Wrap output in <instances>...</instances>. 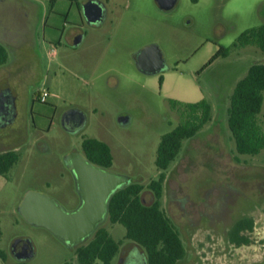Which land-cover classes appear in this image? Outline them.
I'll return each mask as SVG.
<instances>
[{"label":"rangeland","instance_id":"rangeland-1","mask_svg":"<svg viewBox=\"0 0 264 264\" xmlns=\"http://www.w3.org/2000/svg\"><path fill=\"white\" fill-rule=\"evenodd\" d=\"M110 3L123 4L122 19L116 22L118 9L113 8L94 27L69 0H58L54 7L50 0H0V22L11 20L13 30L35 35L25 41L32 55L24 74L12 75L10 80L20 94L17 118L11 127L1 129L16 135L10 144L20 158L6 176H0V251L9 256L7 262L0 258V264L19 262L12 253L18 239L33 245L34 255L27 264H78L76 250L94 235L78 247H69L25 220L19 212L22 199L27 192H38L66 211L76 209L80 195L65 158L69 151L83 154L85 138L109 144L113 173L144 187L158 180L161 172L155 161L161 138L183 122L172 100H206L212 107V121L183 142L166 172L163 209L186 248V257L178 264H264V150L256 156L239 155L228 128L237 83L252 65L264 64V52L258 47L234 48L233 44L247 30L264 25V0H178L170 11L160 9L156 0ZM53 23L66 33L77 26L81 43L73 45L75 33H71L72 39L65 34L61 45L56 44L50 35H57ZM95 29L102 38L114 35L111 43L103 45L115 52L112 67L92 57L95 46L90 34ZM151 42L167 64L158 74L143 73L133 63L144 44ZM220 47L230 48L229 56L219 57L203 70ZM44 88L52 95L43 104L36 97ZM69 110L87 118L76 133L62 126ZM122 118L129 121L123 124ZM260 122L264 129V102ZM143 194L147 202L152 200L148 189ZM247 217L255 220L253 244L230 245L229 230ZM102 227L123 241V252L113 264H148L144 249L125 240L124 226L111 224L107 217L97 230Z\"/></svg>","mask_w":264,"mask_h":264},{"label":"trees","instance_id":"trees-1","mask_svg":"<svg viewBox=\"0 0 264 264\" xmlns=\"http://www.w3.org/2000/svg\"><path fill=\"white\" fill-rule=\"evenodd\" d=\"M56 1L50 0V6L54 7ZM69 1L78 2V0ZM247 46H256L264 52V25L247 30L233 44L234 48ZM229 54L230 48L220 47L203 70L219 57H228ZM7 60V51L0 45V66ZM162 82L161 78L160 83ZM263 102L264 64H254L249 68L246 77L237 83L228 109V128L239 155L256 156L264 150V129L260 122ZM171 104L174 110L181 113L183 122L161 138L155 161L157 169L161 172L159 179L150 182L147 187L131 183L118 190L109 203V222L125 227V240L144 249L148 264H178L186 257L181 234L162 205L166 172L181 153L183 142L194 138L212 121V107L206 100L197 103L172 100ZM82 151L95 165L105 169L113 166L111 149L102 141L85 138L82 141ZM19 158L14 151L0 154V175L6 176L18 163ZM145 189H148L152 195L150 202L144 197ZM254 230L253 218L238 220L228 232L230 245L234 247L252 245ZM122 245L123 241L115 240L109 231L102 227L94 233L89 243L76 250L78 264H113ZM0 258L6 262V256L2 251Z\"/></svg>","mask_w":264,"mask_h":264},{"label":"water","instance_id":"water-1","mask_svg":"<svg viewBox=\"0 0 264 264\" xmlns=\"http://www.w3.org/2000/svg\"><path fill=\"white\" fill-rule=\"evenodd\" d=\"M156 2L160 9L170 11L178 0ZM81 10L90 25L98 26L105 19V8L96 0H87L81 5ZM82 39L81 34L76 35L73 45H79ZM136 65L146 74H158L165 68L161 51L153 45L139 51ZM12 112V107L5 111L7 115ZM128 121V118L121 119L123 124ZM62 126L68 132L76 133L85 126V116L80 111L69 110L62 118ZM65 161L75 177L80 195L79 206L66 211L45 194L27 192L20 203L19 212L31 225L49 230L69 247H78L87 242L107 219L112 196L130 185L131 181L128 177L91 163L81 152H70ZM12 253L19 262H26L33 257L34 248L30 241L18 239L12 246Z\"/></svg>","mask_w":264,"mask_h":264},{"label":"crops","instance_id":"crops-1","mask_svg":"<svg viewBox=\"0 0 264 264\" xmlns=\"http://www.w3.org/2000/svg\"><path fill=\"white\" fill-rule=\"evenodd\" d=\"M57 1H56V3H57ZM96 1L100 2L99 0H96ZM84 2H85V0H78V2H71V3L73 5H75L76 8L81 13V5ZM100 3H102V2H100ZM106 3H107L106 5H105V3H102L104 8H105V19L104 20H106L108 18L109 12L114 8L113 10L115 12L118 9V11L116 12V15H117L116 19L118 21H116V22L119 23L120 20L122 19L121 14L123 12V4H114V3L111 4L110 0H106ZM115 3H117V2H115ZM114 11H112L111 15L115 14ZM42 14H43V16L47 15L46 10L43 9ZM110 24L113 25L114 22L111 21ZM11 25H12L11 20L4 22V23L0 22V45L6 49L7 54H8L7 62L4 65L0 66V101L2 100L0 102V119H1L0 120V138L2 137V139H0V140H2L0 142V144H2V148L0 147V154L8 152V151H14V152L16 151L15 148H11L12 145L10 144V139L12 140V136L14 137L15 134H13V132H11V131H3L2 132L1 129H4V128L7 129V128L11 127V125L15 122V120L17 118L16 102L18 101L20 94H19L18 90L15 88V86H16L15 82L13 81L14 83L12 82V84H10L11 83L10 80H11L12 75L19 74L21 77V73L24 74L25 69H26V63H29L30 54L32 55V52L29 51V48H26L27 42H25V41L29 37H30V39L32 38V36L35 37V35H33V34H29L28 36H27V34L25 35V33L22 34L19 31H16L17 28H15L13 30ZM26 26H27V23H26ZM46 26H47V23L45 24L44 27L46 28ZM51 27L55 30H58L57 35L55 34L53 36V32L50 35L52 36V39H54V42L56 44H58L59 46L61 45L62 39L65 36V34H67L66 36L69 37L71 33L73 34L76 31H79L77 26L73 27L67 33L65 30L61 31L60 28H58L59 26H57L55 23L51 24ZM100 28H102V27H100ZM24 29H26V27ZM95 30L96 31H94L92 34H90V39L92 42H94L93 45L95 46V49L92 51V53H93L92 57H96V59L101 58V62H103V65L108 66V67H112L114 61L117 60L115 57L116 56L115 52L113 50L109 51L108 49H105L103 45L107 42L111 43L114 35H113V33H110V34L108 33L104 38H102L101 34L98 33L99 32L98 29H95ZM79 32H77L73 35V39L76 37V35ZM44 33H45V30H44ZM23 37H24V39H23ZM68 39H72V36L69 37ZM144 45H146V46H144V48L148 47V46H152V45L157 46L156 43H154V42H151L150 45L149 44H144ZM56 54H57V50H56V48H53L51 55L54 57ZM136 55L134 56V59H133V63H135V64L137 62ZM162 56H163V54H162ZM164 62H165V66H167L165 59H164ZM38 65H39V63H38ZM11 73H14V74H11ZM162 79H163V82H162L161 86L164 85V78L162 77ZM51 95L52 94L50 93L49 97H51ZM11 107L13 108L14 113L12 112L10 115H7L8 113H5V111L8 112L9 109H11ZM93 113L96 114L97 109H94ZM13 114H14V116H13ZM86 123H87V118L85 117V125H86ZM104 143L109 146L108 143H106V142H104ZM109 148H110V146H109ZM70 152H72V151H69L68 154ZM113 161H114V157H113ZM45 230H47V229H45ZM106 230L109 231L108 229H106ZM47 232H48V234H51L52 236H54L49 230H47ZM0 236H1V229H0ZM55 238H57V237H55ZM120 252L122 253L123 249H122V251L120 249ZM4 255L6 256V262H7L9 256L7 253H4Z\"/></svg>","mask_w":264,"mask_h":264},{"label":"built area","instance_id":"built-area-1","mask_svg":"<svg viewBox=\"0 0 264 264\" xmlns=\"http://www.w3.org/2000/svg\"><path fill=\"white\" fill-rule=\"evenodd\" d=\"M50 96V92L48 89L44 88L42 91H40L36 97V100L39 103H47L48 102V98Z\"/></svg>","mask_w":264,"mask_h":264},{"label":"flooded vegetation","instance_id":"flooded-vegetation-1","mask_svg":"<svg viewBox=\"0 0 264 264\" xmlns=\"http://www.w3.org/2000/svg\"><path fill=\"white\" fill-rule=\"evenodd\" d=\"M86 1H87V0H85V2H86ZM78 34H79V33H78ZM78 34H77V35H78ZM1 101H2V100H1ZM1 101H0V102H1ZM0 120H1V119H0Z\"/></svg>","mask_w":264,"mask_h":264}]
</instances>
